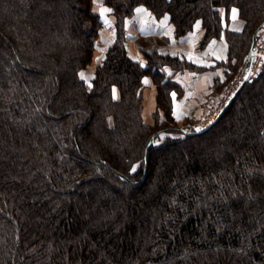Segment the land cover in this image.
Here are the masks:
<instances>
[{"label": "trees", "instance_id": "trees-1", "mask_svg": "<svg viewBox=\"0 0 264 264\" xmlns=\"http://www.w3.org/2000/svg\"><path fill=\"white\" fill-rule=\"evenodd\" d=\"M103 2L117 34L89 85L93 0H0V264H264V65L208 128L155 144L179 129L182 88L162 67L200 68L156 46L141 63L126 45L139 6L169 14L175 36L200 24L201 45L224 33L219 84L257 40L264 0ZM148 77L169 125L145 120Z\"/></svg>", "mask_w": 264, "mask_h": 264}, {"label": "crops", "instance_id": "crops-1", "mask_svg": "<svg viewBox=\"0 0 264 264\" xmlns=\"http://www.w3.org/2000/svg\"><path fill=\"white\" fill-rule=\"evenodd\" d=\"M233 9L236 10L235 15L233 14ZM224 13L225 11L222 10L221 14L224 15ZM108 21L109 19H106L105 23L109 24ZM244 22L239 16L238 9L233 7L229 15V26L235 30H241ZM197 25L193 31L177 38L174 36V28L169 14L156 19L152 16L151 11L144 6H139L136 9L135 16L126 23L127 46L129 55L133 59L145 63V57L136 49L135 41L140 37L150 38L152 40L157 39L160 42L157 45L160 53L179 55V57L186 58L187 61L200 68L174 71L168 65L162 67V71L171 76L172 80L182 88V93L180 94L172 91L174 101L173 116L176 121H186V119L190 120V118L193 120L203 109L198 104L205 102L213 104L216 102L217 92L214 91V86L217 83L215 74L217 70L213 68H215L217 61L225 59L227 43L221 38L219 41L214 40L205 47H201L200 42L204 36V30L200 24ZM112 27L113 23L108 26V28L113 29ZM114 38V35H108L107 41L105 39L101 40L102 47L104 46L101 52L113 43ZM202 69L207 70L196 72ZM92 76L87 74L89 78H92ZM146 88V102L143 114L147 121H152V113L156 108V90L151 84Z\"/></svg>", "mask_w": 264, "mask_h": 264}, {"label": "rangeland", "instance_id": "rangeland-1", "mask_svg": "<svg viewBox=\"0 0 264 264\" xmlns=\"http://www.w3.org/2000/svg\"><path fill=\"white\" fill-rule=\"evenodd\" d=\"M101 8H105V9H108V7L104 4V2H103V0H93V11L95 12V13H98L99 15H100V20H101V22H102V26L100 27V29H99V37H98V40H97V53L95 54V59H94V62L93 63H91L85 70H84V72H83V76L85 77V79H86V81H87V83L89 84V85H91V83H92V79L94 78V75H95V69H96V67H97V65L101 62V60L104 58V56H105V54H106V51H107V49L112 45H109L107 48H104L103 49V51L101 52V49L104 47H102V42H101V40H103V39H107V36L108 35H114L115 36V38H114V41H115V39H116V31H115V29L113 28V29H111V28H108V26L110 25V24H112V23H114V18H113V16L111 15V13H110V11L109 12H102L101 11ZM138 8V7H137ZM148 9V8H147ZM149 10V9H148ZM223 10V8H221L220 9V13H221V11ZM135 14H136V11H135ZM135 14L133 15V16H135ZM132 18V17H131ZM131 18H129V19H131ZM106 19H109V24H107V23H105L106 22ZM197 25V24H196ZM195 25V26H196ZM202 27V26H201ZM174 28V27H173ZM195 29V27L191 30V31H193ZM203 29V28H202ZM204 30V29H203ZM264 30V29H263ZM190 32V31H189ZM189 32H187V33H189ZM259 33H258V38H259V36L261 35L260 34V32L261 31H258ZM187 33H185V34H187ZM204 33H205V30H204ZM126 34H127V29H126ZM185 34H183V35H185ZM182 35V36H183ZM174 36H175V32H174ZM175 37H179V36H175ZM204 37V36H203ZM221 38H223L224 40H225V42L227 43V47H226V56H225V59L223 60V61H225L226 60V62H227V56H228V48H229V43H228V41H227V38H226V35L223 33L222 34V36L221 37H219V38H212L208 43L210 44V42L211 41H214V40H217V41H219ZM257 38V39H258ZM263 38H264V32H263ZM203 39V38H202ZM107 41V40H106ZM114 41H113V43H114ZM201 42H202V40H201ZM201 42H200V46L201 47H205L207 44H205V45H201ZM159 43L160 42H158L157 41V39H150V38H138L136 41H135V47H136V49L137 50H139L142 54H143V51H142V49H144L145 47H147V46H156L157 47V45H159ZM128 44V41H127V39H126V45ZM127 49H128V46H127ZM128 53H129V49H128ZM246 56H247V54H245L244 56H243V58L241 59V61L240 62H238L239 64L237 65V67H236V69L235 70H233L232 72H231V74H230V76L227 78V80H224V82H221V83H219V84H215V86H214V91L215 92H217V95H216V102L215 103H211V104H209V103H207V102H205V103H200V104H198V106H201L203 109L200 111V113H198V115L197 116H195L196 118L195 119H191L190 118V120H188V119H186V121L185 120H182V121H176L178 124H176V126H178L179 127V129H173V131H161L156 137H155V144L156 143H159V142H161L167 135H172V136H180V135H184L185 133H190V132H200V131H203V130H205L206 129V125L209 123V118H208V116L210 115V114H212L213 112H215V110H216V108L219 106V100L224 96V94H225V92L224 91H226V89H227V87H229V85H230V83L232 82V80L234 79V78H236V76L238 75V70H239V67H240V65H241V63H242V61L246 58ZM235 60H237V59H235ZM234 60V61H235ZM236 63L237 62H234V67H235V65H236ZM226 65V64H225ZM225 67V66H224ZM263 67V66H262ZM213 68V67H212ZM185 69H188V68H185ZM185 69H183V70H179V71H184ZM214 70H217L216 68H213ZM262 69V68H261ZM261 69L260 70H258L257 72H256V74H255V76H257L260 72H261ZM205 70H207V69H202V70H197L196 72H200V71H205ZM87 74H90L91 76H92V78H89V77H87ZM215 74H216V76H218L219 75V72H215ZM255 76H253V77H255ZM252 77V78H253ZM251 78V79H252ZM250 79V80H251ZM249 80V81H250ZM248 82V81H247ZM151 84V86H153L154 87V89L156 90V95H157V91H158V89H157V84H155L154 83V81H153V79L152 78H150V77H148L147 79H146V82H145V89L144 90H146L147 88L146 87H148L149 85ZM242 87H243V85H242ZM241 87V88H242ZM240 88V89H241ZM239 89V90H240ZM174 91H176V90H174ZM176 92H178V91H176ZM178 94H179V92H178ZM236 95H237V93H236ZM235 97V96H234ZM145 107V106H144ZM157 108V107H156ZM156 108H155V110H156ZM144 110V109H143ZM173 111H174V106H173V109H172V114H173ZM155 112V111H154ZM154 112L152 113V117H153V119H152V121H147L146 120V118H145V120L147 121V123H150V124H153V123H155V120H159L158 122H160L161 123V125H163V126H165V125H169L170 123H168L166 120H167V116L166 115H164V111H158V117L159 118H156V117H154ZM161 113V114H160ZM176 120V119H175ZM208 120V121H207ZM193 121V122H192ZM171 125H173V124H171ZM174 126V125H173ZM181 127V128H180ZM208 128V127H207ZM168 132V133H167ZM138 164H139V162H137V163H135V165H134V168H136L137 166H138Z\"/></svg>", "mask_w": 264, "mask_h": 264}, {"label": "built area", "instance_id": "built-area-1", "mask_svg": "<svg viewBox=\"0 0 264 264\" xmlns=\"http://www.w3.org/2000/svg\"><path fill=\"white\" fill-rule=\"evenodd\" d=\"M264 26L259 29L260 36L253 43L249 52L247 53L246 58L242 61L238 75L232 80L229 87H227L224 96L219 100V106L216 108L215 112L208 116L209 123L206 125V128L209 127L223 112V110L229 105L239 89L247 81H249L256 72L262 68L264 65ZM259 33V32H258ZM207 120V121H208Z\"/></svg>", "mask_w": 264, "mask_h": 264}, {"label": "snow or ice", "instance_id": "snow-or-ice-1", "mask_svg": "<svg viewBox=\"0 0 264 264\" xmlns=\"http://www.w3.org/2000/svg\"><path fill=\"white\" fill-rule=\"evenodd\" d=\"M101 11H102V12H109V11H111V9L101 8ZM138 11H139V10H138ZM235 13H236V10L233 9V14L235 15ZM197 27H198V25H197ZM81 76H82V78H83V74H81ZM133 171H135V169H133Z\"/></svg>", "mask_w": 264, "mask_h": 264}]
</instances>
